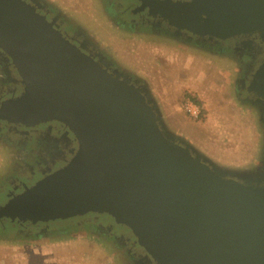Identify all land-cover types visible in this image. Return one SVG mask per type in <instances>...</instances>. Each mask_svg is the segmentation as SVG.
I'll list each match as a JSON object with an SVG mask.
<instances>
[{
    "label": "water",
    "instance_id": "1",
    "mask_svg": "<svg viewBox=\"0 0 264 264\" xmlns=\"http://www.w3.org/2000/svg\"><path fill=\"white\" fill-rule=\"evenodd\" d=\"M48 7L55 11L49 0H0V51L21 85L0 99V123H56L72 147L2 197L0 221L36 231L0 235V262L61 242L60 249H94L103 264H118V241L102 233L41 228L101 216L150 264H264V51L246 81L251 64L240 60L238 96L229 101L245 128V164L226 165L176 120L157 84L119 66L97 37L60 14L62 25ZM138 10L174 31L134 28L175 39L184 54L194 47L195 63L198 51L215 55L206 62L212 68L239 57L213 41L264 48V0H141Z\"/></svg>",
    "mask_w": 264,
    "mask_h": 264
},
{
    "label": "rangeland",
    "instance_id": "2",
    "mask_svg": "<svg viewBox=\"0 0 264 264\" xmlns=\"http://www.w3.org/2000/svg\"><path fill=\"white\" fill-rule=\"evenodd\" d=\"M49 1L57 15H67L77 24L76 26L97 37L119 66L143 77H149L157 84L172 115L200 138L202 149L209 152L210 156H215L219 160L224 158L221 163L226 165L245 164L243 163L245 161L241 160L246 153L245 128L242 121L234 117L229 101L230 97L238 96L237 79L241 73L239 57L232 55L235 59L229 64L221 68H212V64L208 65L206 62L207 59H217L215 55L198 51L195 55L199 62L195 63L191 54L197 52L194 47H190L191 53L184 54L177 47L175 39L139 32V29L133 27L135 24L124 22L116 14L109 0ZM125 13L128 18L132 17L129 12ZM221 69L230 77L226 85L221 79L222 74H219ZM193 96L201 101L200 107L205 110L204 116L194 118L186 112L185 103L189 99L194 100ZM20 162L22 160L18 161L14 149L12 150L7 143L0 142V185L6 182V177L13 173L15 165ZM79 230H89L96 236L101 235L95 228ZM5 231L6 236L16 235V229L13 227L8 226ZM54 244L56 246L50 250L54 257L50 260L32 256L30 252V262H26L28 254H22L18 256L19 261H14V255H10L0 264H73L78 260L81 262L84 260L82 264H103L106 259L103 253L100 255V251L94 249L93 251L81 248L60 249L61 242ZM123 252V248L118 247L117 256L113 261L124 264ZM43 254L47 255L45 252Z\"/></svg>",
    "mask_w": 264,
    "mask_h": 264
},
{
    "label": "flooded vegetation",
    "instance_id": "3",
    "mask_svg": "<svg viewBox=\"0 0 264 264\" xmlns=\"http://www.w3.org/2000/svg\"><path fill=\"white\" fill-rule=\"evenodd\" d=\"M109 4L124 22L158 30H173L166 23H160L158 20L148 17L145 10H138V7L141 5V0H109ZM47 11L54 17L59 18L57 13L50 7L47 8ZM125 12H129L132 17L128 18ZM58 22L64 25V22L60 18ZM72 33L76 35L75 32ZM211 44L220 46L221 49L227 52L239 55L243 65L247 66L251 64L245 81L250 77L253 66L260 60L264 51V48L260 44L253 43L251 45L248 44V41L242 39L237 41L231 40L229 42L213 41ZM0 70L1 99L11 96L21 85L19 83L17 71L14 69L12 63L4 57L1 51ZM242 86L243 81L240 82V89ZM243 93L244 92H241L242 97L248 98L247 95H243ZM249 97L251 98V96ZM0 142L10 145L12 150L14 149L18 161L22 160L20 164L15 165L13 173L6 177V182H2L0 185V203L2 197L9 194L12 190H20L25 183L31 182L37 175L42 174L50 167H54L56 164L62 162L64 158L67 157L72 147V143L65 134V130L56 123H46L26 129L22 126L13 128L2 122L0 123ZM41 228L52 233H64L75 229L95 228L101 232L106 239L118 241L119 247H122L124 250V264H150L143 252L135 246V243L127 233L122 229L116 228V225L109 222L107 218H102L101 216L82 218L76 222L46 224ZM35 231V228L26 226L25 229H20V234H31ZM83 262L84 260H82V262L78 260L73 264H82Z\"/></svg>",
    "mask_w": 264,
    "mask_h": 264
},
{
    "label": "trees",
    "instance_id": "4",
    "mask_svg": "<svg viewBox=\"0 0 264 264\" xmlns=\"http://www.w3.org/2000/svg\"><path fill=\"white\" fill-rule=\"evenodd\" d=\"M192 98L194 99L195 102L199 103V105L202 107V103H201V101H199V99L197 97L193 96ZM204 113H205V110H204V108H202L200 116H204ZM7 225L16 229V233H15L16 235H18L20 233V229L23 228V226H21L18 223L17 224H11V223L7 224V223L0 221V235H5V233L7 232L5 230H6V228H8ZM16 235L13 234L12 236H16Z\"/></svg>",
    "mask_w": 264,
    "mask_h": 264
},
{
    "label": "built area",
    "instance_id": "5",
    "mask_svg": "<svg viewBox=\"0 0 264 264\" xmlns=\"http://www.w3.org/2000/svg\"><path fill=\"white\" fill-rule=\"evenodd\" d=\"M185 110L186 112L189 113V115H191L194 118H199L201 115V107L198 103H196L194 100L189 99L186 103H185Z\"/></svg>",
    "mask_w": 264,
    "mask_h": 264
},
{
    "label": "crops",
    "instance_id": "6",
    "mask_svg": "<svg viewBox=\"0 0 264 264\" xmlns=\"http://www.w3.org/2000/svg\"><path fill=\"white\" fill-rule=\"evenodd\" d=\"M43 252H45V254L47 253V255H44ZM31 253L33 254L32 256H40V257H43L46 260H50L51 258L54 257L52 252L44 251V250H40V251H37V252H31ZM34 254H37V255H34ZM41 254H43V255H41ZM17 260L19 261V257H18ZM26 260H27L26 262H30L31 261L30 252H28V257L26 258Z\"/></svg>",
    "mask_w": 264,
    "mask_h": 264
}]
</instances>
